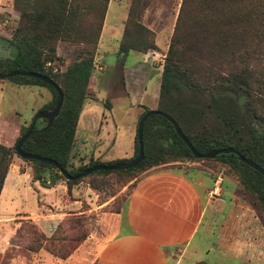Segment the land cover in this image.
I'll use <instances>...</instances> for the list:
<instances>
[{
  "label": "trees",
  "instance_id": "1",
  "mask_svg": "<svg viewBox=\"0 0 264 264\" xmlns=\"http://www.w3.org/2000/svg\"><path fill=\"white\" fill-rule=\"evenodd\" d=\"M139 1L131 0L127 11L117 48L122 61L131 51L145 54L154 47L151 32L131 21ZM107 4L108 0H13L18 19L9 44L16 55L12 60L0 61V64L10 63L16 66V71L44 75L43 63L56 60L58 43L82 46L76 54L77 61L65 69L61 85L56 82L57 72L46 74L63 96L61 107L47 128H44V120H37L34 132L20 147L22 153L56 162L70 176L94 165L114 163H101L91 157L87 164L78 167H73L70 162L75 128ZM9 80L16 86L48 89L50 100L38 111L51 110L57 102L56 92L35 79L14 76ZM220 90H229L237 98L243 97L244 104L239 106L237 100L228 96H216L215 92ZM156 110L177 124L199 155L212 149H233L264 170V0H180L159 77ZM146 111L137 118L136 125ZM211 113L218 122L215 129L206 122ZM31 120L26 127L19 129L12 147L0 144V189L12 155H15L14 144L27 131ZM136 125L133 156L129 160L137 153ZM141 142L143 156L135 167L96 171L86 177L123 176L131 189L130 182L150 168L175 162L209 160L193 158L166 119L157 115L145 119ZM210 160L227 166L242 188L257 197L264 213L261 203L264 178L258 172L231 154L218 155ZM25 161L31 164L33 178L42 187H50L56 179H62L69 192L82 179L65 181L53 167L33 160ZM46 172L50 176L52 172L54 174L47 179L44 177ZM23 224L14 228L10 244L17 246L14 239L21 236L25 228L26 236H30L29 242L36 245H28V251L37 252L43 242L44 249L59 260L66 259L87 237L70 240L72 244L65 248L62 245L50 247L59 224L49 237L37 231L30 221Z\"/></svg>",
  "mask_w": 264,
  "mask_h": 264
},
{
  "label": "rangeland",
  "instance_id": "2",
  "mask_svg": "<svg viewBox=\"0 0 264 264\" xmlns=\"http://www.w3.org/2000/svg\"><path fill=\"white\" fill-rule=\"evenodd\" d=\"M130 2L131 0H108L105 19H103L101 28L102 32L100 31L101 38L99 35L92 59V72L87 83L83 103L85 106L82 110V117L86 116V127L80 132L77 131L78 136H81V134L85 136L84 149L82 150L85 154L80 156L78 152H72L73 163L71 165L73 167L87 164L89 154H95L97 150L99 151L98 158L101 163L128 160L115 158L116 155L122 154L129 148V140L132 134L131 127L134 125V114L131 108L128 107V101L123 94L122 65L128 67L137 61L136 66L138 65V67H131V69L134 67L137 69L133 72L135 75L133 80L138 79V83L142 84L143 81L145 82L148 79L142 101L145 109L141 112L156 110L157 108L159 77L180 0H140L138 2L134 7L131 21L151 32V41L154 47L145 54L128 53L122 61L121 55L118 56L117 54V48ZM117 12L118 15H115ZM17 19L18 12L13 7V0H0V38L8 41L11 39ZM110 24L113 27H110ZM81 48L82 46L76 44L58 43L55 51L56 60L44 63V70H48V73L50 71L57 72L56 82L61 85V77L65 69L77 61L76 54ZM151 52L156 54L152 55ZM3 71H5L4 73L6 71H16V66L10 63L0 64V72ZM129 77H131V73ZM125 88H128L127 84ZM137 89L135 86L132 88V90ZM47 97H51V94L46 88L17 87L9 79H0L1 145L5 147L13 146L16 131L18 130L19 134V129L27 126L33 115L41 108V105L43 103L46 105ZM237 99L235 95L234 100ZM242 104H244V99ZM224 108L223 106L222 109ZM206 122L208 125L210 124L211 129L218 127L217 119L213 113L207 115ZM13 159H17L19 162L20 171H24L28 167L32 171L31 164L16 155H12L10 165ZM185 163H192L189 164L191 167L189 169L199 171L200 176L204 179L207 178V181L212 180V191L216 188V181H219L217 185L218 195L212 197L223 199L226 204L231 202L236 204L245 213L248 221L253 223V227L259 228L260 236L262 239L264 238V213L257 197L247 193L242 188L234 173L227 166L213 160L175 162L167 165L185 168V166L187 167ZM53 174L54 172L51 173V176ZM187 174L191 178L196 177V172L193 170H188ZM51 176L47 175V179ZM14 178L12 194L7 198L8 202L3 203L5 211L11 214L25 213L28 218H19L14 223L13 230L20 224L31 220L35 223H33L35 229L41 232L36 226H39L38 218L42 214H54L56 212L60 215V220L57 222L59 227L53 235L54 242L50 244V247L62 245L65 248L72 244L70 240L80 239L88 235L89 231H93L95 228V215L90 208L95 205H104L103 211L115 212L130 190L123 176L115 174L93 175L82 178L76 184L74 196L67 193L61 198L59 188L50 189L54 184L48 188L42 187L25 178L23 174L14 176ZM60 181L63 180L60 179ZM74 201L77 204H72ZM247 219L244 230L250 228V226H247ZM6 225L9 228L11 227L10 223ZM49 225L45 223L44 226L41 225L42 230H48ZM199 239L204 240L202 228L194 238L193 244L198 242ZM211 239L210 236L209 239L203 241L202 246H208L212 242ZM29 240L30 236H26L25 228L22 229L21 236L14 239L18 249L23 253H27L26 248L28 245L36 246L35 243L29 242ZM254 240L257 243L260 242L259 239ZM250 241L248 235H243L240 240L241 243ZM261 248L263 249L262 246ZM41 249L46 251L43 242H41ZM186 260H183L180 264H189Z\"/></svg>",
  "mask_w": 264,
  "mask_h": 264
},
{
  "label": "crops",
  "instance_id": "3",
  "mask_svg": "<svg viewBox=\"0 0 264 264\" xmlns=\"http://www.w3.org/2000/svg\"><path fill=\"white\" fill-rule=\"evenodd\" d=\"M115 15H118V12ZM129 53L140 55L134 51ZM136 64L137 61L128 67L124 65L121 67L124 80L123 94L134 114V125L131 127L129 148L116 155L117 159L129 160L133 156L136 121L141 111L145 109L142 101L148 79L142 84L138 83V79L133 80L135 76L133 72L137 70L135 67H138ZM133 66L135 67L131 69ZM133 86L138 89L132 90ZM49 100L50 97H47L46 102ZM83 103L72 149V152H78L80 156L85 154L82 152L85 136L77 134V131L80 132L86 127V116L82 117L85 106ZM18 135L17 130L14 138L16 139ZM89 155L99 161L98 150L95 154ZM70 162L73 163L72 158ZM185 164L186 169L163 165L139 173L130 182L132 187L115 212L103 211L104 205L91 207L90 210L95 215L94 230L89 231L87 237L66 259L59 260L42 249L23 253L9 242L14 223L19 218H28L25 213L11 214L5 211L3 203H7V198L12 194L14 176L23 174L34 184H39L33 178L29 167L20 171L19 162L13 159L0 189V264H180L187 258L189 264H264V238L260 236L259 228L253 227V223L248 221L245 213L236 204L232 202L226 204L223 199L210 196L212 180L207 181V178L200 176L199 171L189 169L191 168L189 164L192 163ZM188 170L195 171L196 177L188 176ZM47 175L46 172L44 177ZM76 187L77 185L72 186L68 192L64 181L56 179L50 189L59 188L62 198L67 193L74 196ZM72 204L77 202L74 201ZM246 219L247 226H250L249 230H244ZM38 220L39 226H36L45 237H49L60 220V215L56 212L42 214ZM30 222L34 223L31 220ZM7 223H10V228L7 227ZM44 223L50 224L46 231L41 228ZM201 228L204 240L199 239L200 242L193 244ZM243 235H248L251 241L241 243ZM210 236L212 242L208 246H202L201 243ZM254 239H259L260 242L257 243Z\"/></svg>",
  "mask_w": 264,
  "mask_h": 264
},
{
  "label": "water",
  "instance_id": "4",
  "mask_svg": "<svg viewBox=\"0 0 264 264\" xmlns=\"http://www.w3.org/2000/svg\"><path fill=\"white\" fill-rule=\"evenodd\" d=\"M8 44H9L8 40L0 38V48L2 47V50H0V61H5L6 59L12 60L16 55L15 49H14L11 56L6 55V54L4 55V52L6 51V46H8ZM43 65H44V63H43ZM47 73H48V70H46V69L44 70V75L32 73V72L9 71L6 73H1L0 79H9V78L14 77V76H22V77H26V78H30V79H35V80L51 87L56 92L58 99H57V102L54 105V107L51 110H47V111H37L33 115L27 131L23 135H21L18 138V140L15 142L14 152L18 158H20L24 161L25 160H33V161L44 163L46 165L53 167L61 175V177L65 181H71V180H76L78 178H83V177L90 175L93 172H96V171H120V170H127V169H131V168L135 167L141 161L142 156H143L142 142H141L142 125H143L146 118L153 116V115H157V116H160V117H163L164 119H166V121L171 125L176 136L181 140V142L185 145V147L190 151L193 158H195V159H209L210 160V159H214L218 155L226 156V155L231 154L234 159H236L240 163L244 164L245 166L251 168L252 170L258 172L264 178V170L261 167H259L256 163L242 157L238 152H236L233 149H219V150L212 149L203 155H199L192 148V146L189 144V142L184 138V136H183L181 130L179 129V127L177 126V124L169 116H167L166 114H164L160 111H157V110L146 111L138 120L137 125H136V140L138 143V148H137V153H136L135 158H133L131 160L119 161V162H115L111 165H94L88 169L83 170L82 172H80L76 176H70L65 171H63L56 162H54L50 159L38 157V156L26 154V153H22L20 151L21 144L34 132L33 127H34L35 122L37 120H44L45 121L44 128H47L49 126L50 122L52 121V119L57 115V113L61 107V104H62L63 96H62L59 88L46 76ZM215 95L216 96H219V95L228 96L233 100L235 99V95L230 91H217V92H215ZM242 101H243L242 97H239L237 99L239 106H242ZM261 203H262V207L264 209V192L261 195Z\"/></svg>",
  "mask_w": 264,
  "mask_h": 264
},
{
  "label": "flooded vegetation",
  "instance_id": "5",
  "mask_svg": "<svg viewBox=\"0 0 264 264\" xmlns=\"http://www.w3.org/2000/svg\"><path fill=\"white\" fill-rule=\"evenodd\" d=\"M0 50H2V47L0 48ZM13 51H14L13 46H11L10 44H8V46H6V51L4 52V55L6 54V55L11 56L12 53H13Z\"/></svg>",
  "mask_w": 264,
  "mask_h": 264
},
{
  "label": "built area",
  "instance_id": "6",
  "mask_svg": "<svg viewBox=\"0 0 264 264\" xmlns=\"http://www.w3.org/2000/svg\"><path fill=\"white\" fill-rule=\"evenodd\" d=\"M152 55H155L156 53L155 52H151ZM216 188L210 193V196H214V195H218V190H217V185L219 184V181H216ZM217 190V191H216Z\"/></svg>",
  "mask_w": 264,
  "mask_h": 264
}]
</instances>
